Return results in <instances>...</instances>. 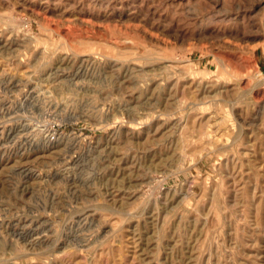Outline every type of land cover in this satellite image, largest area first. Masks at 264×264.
Segmentation results:
<instances>
[{
	"label": "rangeland",
	"instance_id": "obj_1",
	"mask_svg": "<svg viewBox=\"0 0 264 264\" xmlns=\"http://www.w3.org/2000/svg\"><path fill=\"white\" fill-rule=\"evenodd\" d=\"M0 264H264V0H0Z\"/></svg>",
	"mask_w": 264,
	"mask_h": 264
},
{
	"label": "bare ground",
	"instance_id": "obj_2",
	"mask_svg": "<svg viewBox=\"0 0 264 264\" xmlns=\"http://www.w3.org/2000/svg\"><path fill=\"white\" fill-rule=\"evenodd\" d=\"M53 137V135H48V137H46V139H50V138H52ZM46 229V228H45ZM42 231V230H41ZM35 233V232H34ZM38 234V233H37ZM33 235V234H32ZM39 235V234H38ZM35 236V235H34ZM40 237V236H39ZM33 239V238H32ZM35 239H37V237L35 238ZM37 240H39V239H37ZM32 241V240H31ZM34 241V240H33ZM40 241V240H39ZM38 241V242H39ZM34 242H36V241H34ZM33 243V242H32ZM33 245H34V243H33Z\"/></svg>",
	"mask_w": 264,
	"mask_h": 264
}]
</instances>
